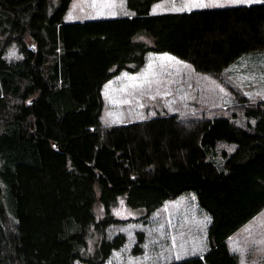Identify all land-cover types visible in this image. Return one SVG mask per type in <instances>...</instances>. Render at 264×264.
I'll return each instance as SVG.
<instances>
[{
  "label": "trees",
  "instance_id": "trees-1",
  "mask_svg": "<svg viewBox=\"0 0 264 264\" xmlns=\"http://www.w3.org/2000/svg\"><path fill=\"white\" fill-rule=\"evenodd\" d=\"M154 1L64 21L71 0H0V264H100L124 235H102L97 259L82 255L90 223L118 221H95L97 193L106 208L125 195L148 213L188 191L209 215L207 248L160 264H238L227 237L264 207V100L240 120L202 109L105 125L101 86L149 51L219 78L264 51V0L152 13ZM11 44L20 59L4 57Z\"/></svg>",
  "mask_w": 264,
  "mask_h": 264
},
{
  "label": "rangeland",
  "instance_id": "rangeland-1",
  "mask_svg": "<svg viewBox=\"0 0 264 264\" xmlns=\"http://www.w3.org/2000/svg\"><path fill=\"white\" fill-rule=\"evenodd\" d=\"M245 1L157 0L149 11L220 7ZM66 9L64 21L131 13L125 0H71ZM136 38L146 39L144 34H137ZM4 51L7 60H17L23 55L14 44ZM193 69L189 62L171 53L149 51L139 70H122L101 86L100 122L117 124L161 113L184 114L202 109L224 113L233 110L240 120L243 107L264 100V51L241 54L223 68L219 78ZM91 206L96 222L108 213L118 221L104 229V222L97 226L90 223L81 250L83 256L99 258L102 235L107 238L117 232L124 235L122 244L112 248L100 264H160L200 253L207 246L209 215L198 205L191 191L164 200L148 213L142 206L129 205L125 195H119L106 208L97 193ZM261 222L264 224V207L229 235L228 245L237 253L238 264H264V225ZM74 263L98 264L78 258Z\"/></svg>",
  "mask_w": 264,
  "mask_h": 264
},
{
  "label": "crops",
  "instance_id": "crops-1",
  "mask_svg": "<svg viewBox=\"0 0 264 264\" xmlns=\"http://www.w3.org/2000/svg\"><path fill=\"white\" fill-rule=\"evenodd\" d=\"M258 1H261V0H246L244 4H249V2H250V3H253V2H258ZM262 1H263V0H262ZM154 3H155V2H154ZM152 5H153V4H152ZM150 6H151V5H150ZM151 7H152V6H151ZM192 9H195V8H192ZM183 10L188 11V10H191V9H183ZM178 11H182V10H178ZM150 12H151V11H150ZM152 13H156V12H152ZM237 58H238V57H237ZM237 58H236V59H237ZM232 62H233V61H232ZM232 62H231V63H232ZM229 64H230V63H229ZM229 64H228V65H229ZM228 65H227V66H228ZM252 217H253V216H252ZM252 217L249 218L247 221H250V220L252 219ZM247 221H246V222H247ZM246 222H245V223H246ZM261 223H262L261 225H264L263 222H261ZM243 224H244V223H243ZM243 224H242V225H243ZM261 225H260V226H261ZM240 226H241V225H240ZM238 228H239V227H238ZM232 233H233V232H232ZM228 239H229V236L227 237V243H228ZM206 248H207V246H206ZM206 248H205V249H206ZM205 249H204V250H205ZM204 250L201 251L200 253H194V254H196V255H200V254H202V253L204 252ZM233 252H234V251H233ZM234 253H235V252H234ZM236 254H237V253H236ZM190 255H193V254H190ZM186 256H188V255H186ZM184 257H185V256H184ZM181 258H182V257H181ZM177 259H180V258H177Z\"/></svg>",
  "mask_w": 264,
  "mask_h": 264
},
{
  "label": "water",
  "instance_id": "water-1",
  "mask_svg": "<svg viewBox=\"0 0 264 264\" xmlns=\"http://www.w3.org/2000/svg\"><path fill=\"white\" fill-rule=\"evenodd\" d=\"M27 47L30 49V50H33L34 49V46L31 42L27 43Z\"/></svg>",
  "mask_w": 264,
  "mask_h": 264
}]
</instances>
